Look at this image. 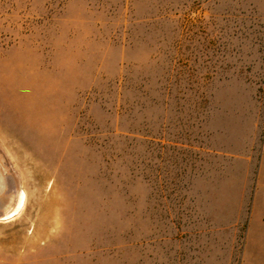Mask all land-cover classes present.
<instances>
[{"label":"rangeland","instance_id":"1","mask_svg":"<svg viewBox=\"0 0 264 264\" xmlns=\"http://www.w3.org/2000/svg\"><path fill=\"white\" fill-rule=\"evenodd\" d=\"M263 120L264 0H0V264H222L193 170Z\"/></svg>","mask_w":264,"mask_h":264},{"label":"crops","instance_id":"2","mask_svg":"<svg viewBox=\"0 0 264 264\" xmlns=\"http://www.w3.org/2000/svg\"><path fill=\"white\" fill-rule=\"evenodd\" d=\"M248 132L253 139L260 137L259 145L245 144L237 155L238 167L225 169L220 184L207 168L198 188L193 170L191 202L196 212L191 227L205 239L215 238L210 232H221L222 264H264V120ZM213 154L235 157L229 151Z\"/></svg>","mask_w":264,"mask_h":264},{"label":"bare ground","instance_id":"3","mask_svg":"<svg viewBox=\"0 0 264 264\" xmlns=\"http://www.w3.org/2000/svg\"><path fill=\"white\" fill-rule=\"evenodd\" d=\"M1 185V175H0ZM25 191L23 188H18L16 194L12 198L11 202L6 204L3 208V212L0 214V221L7 222L22 211L25 202Z\"/></svg>","mask_w":264,"mask_h":264}]
</instances>
